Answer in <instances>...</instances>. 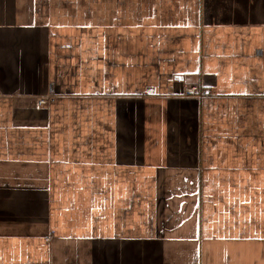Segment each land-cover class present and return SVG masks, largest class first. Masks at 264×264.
<instances>
[{"label": "crops", "instance_id": "obj_1", "mask_svg": "<svg viewBox=\"0 0 264 264\" xmlns=\"http://www.w3.org/2000/svg\"><path fill=\"white\" fill-rule=\"evenodd\" d=\"M0 264H264V0H0Z\"/></svg>", "mask_w": 264, "mask_h": 264}, {"label": "built area", "instance_id": "obj_2", "mask_svg": "<svg viewBox=\"0 0 264 264\" xmlns=\"http://www.w3.org/2000/svg\"><path fill=\"white\" fill-rule=\"evenodd\" d=\"M178 83H181V86L184 89V95L189 96V97H205L208 96L210 93L207 89L204 88H199L195 85H187L183 81L178 80ZM55 96L53 92H49L43 97H40L37 99V105L39 107H44L48 105H52L54 103Z\"/></svg>", "mask_w": 264, "mask_h": 264}]
</instances>
